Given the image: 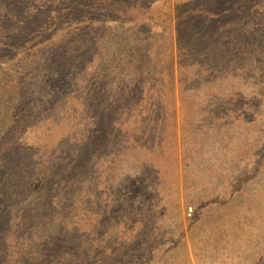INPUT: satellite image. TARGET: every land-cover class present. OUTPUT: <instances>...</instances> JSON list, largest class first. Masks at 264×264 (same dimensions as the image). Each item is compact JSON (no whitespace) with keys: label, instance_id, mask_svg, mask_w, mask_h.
Returning a JSON list of instances; mask_svg holds the SVG:
<instances>
[{"label":"rangeland","instance_id":"1","mask_svg":"<svg viewBox=\"0 0 264 264\" xmlns=\"http://www.w3.org/2000/svg\"><path fill=\"white\" fill-rule=\"evenodd\" d=\"M125 1L0 0V264H264V0Z\"/></svg>","mask_w":264,"mask_h":264},{"label":"trees","instance_id":"2","mask_svg":"<svg viewBox=\"0 0 264 264\" xmlns=\"http://www.w3.org/2000/svg\"><path fill=\"white\" fill-rule=\"evenodd\" d=\"M121 3L119 6H122V10L125 14L132 13L134 9L138 10L141 13L140 8L132 2H128L125 0H119ZM61 9H51L46 15L45 21L40 23L37 27H34L30 33L28 38H24L26 35H23L18 40H14L12 42H5L4 39H0V53H3V49H9L12 51H17L19 49H27L31 45H34L35 42L39 41L50 32L54 30L59 20L63 17L60 14ZM207 10V9H206ZM193 12V10H190ZM208 11V10H207ZM186 11L182 12L179 17L185 15ZM208 14V13H207ZM136 16V14H135ZM170 21H173L171 14H168ZM19 41L20 44H15V42ZM8 61V55L6 54L3 58L0 59V142L2 141L4 135L7 133L9 127L12 124L13 114L16 110L17 105L19 104L20 93L13 87V83L16 80V74L14 71L4 65V63ZM213 202H220V200H212ZM59 223V221H57ZM56 221L51 222L49 225L45 227L49 233H54L52 229L56 224ZM44 227V224H43ZM151 260L150 257H147L146 260H137L138 264H144ZM129 261V256L124 257L122 260L118 262V264H125Z\"/></svg>","mask_w":264,"mask_h":264}]
</instances>
